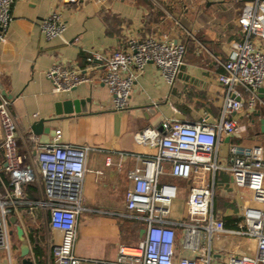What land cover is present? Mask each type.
Masks as SVG:
<instances>
[{"label":"crops","instance_id":"crops-1","mask_svg":"<svg viewBox=\"0 0 264 264\" xmlns=\"http://www.w3.org/2000/svg\"><path fill=\"white\" fill-rule=\"evenodd\" d=\"M246 1L28 0L12 6L13 20L0 45V82L23 135L20 146L35 156L37 145L31 136L40 143H50L61 129L62 143L92 147L83 181L85 209L78 220L77 255L114 259L119 244L130 234L137 232L140 239L143 236V222L126 215V193L131 186L127 172L136 165L138 156L153 152L138 138V132L151 126L160 130L165 118L219 120L225 93L218 78L224 72L221 62L243 39L238 16ZM55 10L66 27L49 38L40 22ZM162 34L186 45L182 72L171 84L153 62L147 63L134 84L128 107L114 108L109 89L100 80L102 70L87 69V57L93 52L108 55L126 48L131 38ZM255 43L264 51V42ZM55 62L82 70L90 79L70 91L54 93L47 71ZM258 95L255 108L245 106L234 113L239 127L220 144L221 157L228 156L232 142L264 146V84ZM74 99H85L86 109L57 114L58 103ZM40 119H45L43 129L35 134L31 125ZM2 139L0 125V143ZM253 203L250 189L238 187L226 171L217 173L214 207L227 227H236L244 208ZM33 212L24 208L19 217L31 246V259L34 257L33 264L39 260L31 240L35 231L41 237V258L51 264L52 246L61 240L62 232L51 228L44 209ZM234 236H217L215 248L222 257L233 252L254 253L255 242L250 239V246L230 248ZM16 238L20 242L18 235Z\"/></svg>","mask_w":264,"mask_h":264},{"label":"built area","instance_id":"built-area-1","mask_svg":"<svg viewBox=\"0 0 264 264\" xmlns=\"http://www.w3.org/2000/svg\"><path fill=\"white\" fill-rule=\"evenodd\" d=\"M18 1L28 0H0V45L13 20L11 8ZM238 24L243 39L221 62L224 72L218 77L225 87L219 120L165 118L160 130L151 126L138 132L153 152L138 156L127 172L131 186L126 193V215L143 222L145 231L136 244L120 243L114 259L83 258L75 251L78 220L85 209L87 155L92 147L62 143L61 129H57L50 143L31 136L37 145L33 156L20 146L23 135L0 86V250L7 253L10 264L24 208L31 214L35 208L44 209L51 228L62 232L61 240L52 246L51 264H264V146L232 142L228 156H220V144L239 127L234 113L245 106L255 108L264 84V51L255 43L264 42V0H247ZM40 27L52 38L63 32L66 23L55 10L42 19ZM186 51L184 42L166 34L131 38L126 48L108 55L89 54L87 69L102 70L100 80L109 89L113 107L124 110L147 63L153 62L173 84L184 68ZM47 77L54 93L70 91L90 79L82 70L59 62L50 67ZM219 171L228 172L238 187L252 192L254 203L244 208L236 227H227L215 212ZM29 185L37 188L38 198L27 192ZM220 235L253 240L255 251L222 257L214 247V238Z\"/></svg>","mask_w":264,"mask_h":264},{"label":"water","instance_id":"water-1","mask_svg":"<svg viewBox=\"0 0 264 264\" xmlns=\"http://www.w3.org/2000/svg\"><path fill=\"white\" fill-rule=\"evenodd\" d=\"M0 86L2 88V84L0 82ZM3 94L5 95L6 92L3 90ZM264 96V95H263ZM57 114H61L63 112L70 113L73 111L80 112L81 109H86V100L85 99H74V100H65L63 102H60V104H57ZM62 107V108H61ZM45 119H40L38 121H35L32 123L31 128L35 134H40L43 129ZM262 126L261 130L264 132V119L261 120ZM230 137H228L229 139ZM145 231V228L142 229V235ZM17 235L20 239L21 245V257L23 258L24 263L33 264V260L31 259L30 253H31V246L30 243L26 237V232L23 226L18 225L17 226Z\"/></svg>","mask_w":264,"mask_h":264},{"label":"rangeland","instance_id":"rangeland-1","mask_svg":"<svg viewBox=\"0 0 264 264\" xmlns=\"http://www.w3.org/2000/svg\"><path fill=\"white\" fill-rule=\"evenodd\" d=\"M210 16V14H208ZM184 207V201L180 200V209L183 210ZM233 238V243L232 245H230L232 249H239L242 245H248L250 246V242L248 240V238L244 237V236H238L235 235ZM140 240L138 233L134 232L133 234H130L129 237L123 241L125 243L128 244H136L138 243V241ZM13 261L12 264H22L20 257H19V249H20V245L21 243L19 241H17L16 239H13ZM217 241V237L214 238V247H215V243ZM250 252V251H249ZM250 254H252V252H250ZM34 261V257L32 258ZM0 264H10L7 253L4 250H0Z\"/></svg>","mask_w":264,"mask_h":264},{"label":"trees","instance_id":"trees-1","mask_svg":"<svg viewBox=\"0 0 264 264\" xmlns=\"http://www.w3.org/2000/svg\"><path fill=\"white\" fill-rule=\"evenodd\" d=\"M27 192L34 199L39 197L38 196V190L33 185H29L27 187ZM227 223H229V221H227ZM31 240H32L33 245H34L33 249H34L35 255L37 257H39V260L37 261V264H45L44 259L41 258L42 255H43L42 247L40 245L41 237L38 236V233L33 231V232H31Z\"/></svg>","mask_w":264,"mask_h":264},{"label":"flooded vegetation","instance_id":"flooded-vegetation-1","mask_svg":"<svg viewBox=\"0 0 264 264\" xmlns=\"http://www.w3.org/2000/svg\"><path fill=\"white\" fill-rule=\"evenodd\" d=\"M20 259H21V261L23 262V258L21 257Z\"/></svg>","mask_w":264,"mask_h":264}]
</instances>
